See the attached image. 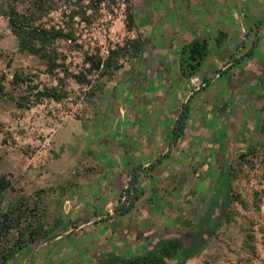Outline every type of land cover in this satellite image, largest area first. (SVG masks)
Masks as SVG:
<instances>
[{
  "label": "rangeland",
  "instance_id": "374dc122",
  "mask_svg": "<svg viewBox=\"0 0 264 264\" xmlns=\"http://www.w3.org/2000/svg\"><path fill=\"white\" fill-rule=\"evenodd\" d=\"M167 2L114 0L92 8L88 0H55L40 21L72 36L46 46L66 74L59 67L48 74L41 58L20 50L0 15V175L10 181L0 212L21 210V225L46 232L4 264H119L102 257L115 242L130 254L126 239L168 232L187 241L224 175L229 204L183 264H264V87L246 89L241 81L264 62V34L230 32L212 47L216 70L236 77L234 89L220 88L225 74L213 86L200 80L212 58L189 83L163 86L175 75L158 69L168 44ZM259 25L264 31V19ZM85 53L101 65L110 55L118 66L94 69ZM14 72L36 87L13 84ZM44 87L58 97H37ZM185 101L184 124L176 128ZM132 167L136 191L128 188ZM15 237L12 228L3 244Z\"/></svg>",
  "mask_w": 264,
  "mask_h": 264
},
{
  "label": "trees",
  "instance_id": "16d2710c",
  "mask_svg": "<svg viewBox=\"0 0 264 264\" xmlns=\"http://www.w3.org/2000/svg\"><path fill=\"white\" fill-rule=\"evenodd\" d=\"M74 1L80 2L81 0ZM88 1L91 2L92 8L100 3L108 5L114 2V0ZM0 2V15L6 17L11 30L17 35L18 48L41 58L45 65V71L48 74H55L54 70L56 67H59L61 71L66 74L64 63H57L55 55L46 50V46L54 39H70L72 36L68 31H65L59 26L44 25L40 21L42 15L55 8V0H0ZM81 15L88 21L83 11ZM68 17L71 18V15H68ZM125 21L127 25L130 26L131 15L128 11ZM224 36L225 33L220 31L218 36L214 39L215 44H220ZM134 44L135 49L139 50V42L136 40ZM52 52L55 53L54 50H52ZM111 53L115 54V51ZM207 54L208 42L204 39H193L181 45L177 51L180 74L184 77H188L195 73ZM84 61H89L90 66L94 69L101 66L103 70H105L108 67L115 68L118 66L112 64V57L110 55L107 56L102 65L99 59H93L87 53L84 55ZM74 77L77 82L84 81V78H80L78 75H74ZM29 81L30 79L25 75L22 76L16 72L12 74L11 82L13 84L26 83L27 86H33L35 88L36 85L29 84ZM36 96L48 98L58 97L57 93L46 87L42 90L37 89ZM185 109L186 104L181 105L180 115L175 121V127L177 126L180 128L184 124ZM136 171L137 167H132L131 170L128 171V174H130L128 188L134 189V191H136ZM219 183L221 186L220 190H216V201L213 200L209 203L205 214L198 219L197 229L199 231L192 234L190 233L191 235L187 241H184L182 234H166L147 241L142 249H136L137 245L132 243L134 246L130 247V242L127 240L126 245L130 248V254L122 252L120 255H115L114 252H108L104 255L102 254V257L115 259L119 264H183L189 256L197 254L200 251L205 240V237L201 236V233L210 234L212 232L229 204L230 194L227 189V175H224ZM9 185L10 181L8 178L4 175H0V194ZM132 198H136V192ZM133 200L134 199H130L122 210L127 211L132 205ZM216 207H218V209L215 213ZM13 211L14 210L0 212V264H4L18 249L22 248L28 242L35 240L37 236H44L46 234V232L42 233L39 228L35 229L31 227L26 229L27 226L24 227L21 225V217H24L22 216L21 210L17 211L15 214ZM12 228L16 230V237L13 239L10 246H6L3 244V241L5 240V235L10 232Z\"/></svg>",
  "mask_w": 264,
  "mask_h": 264
},
{
  "label": "crops",
  "instance_id": "0c3cea01",
  "mask_svg": "<svg viewBox=\"0 0 264 264\" xmlns=\"http://www.w3.org/2000/svg\"><path fill=\"white\" fill-rule=\"evenodd\" d=\"M262 2L264 4V0H186V3H184V0H168L166 8L164 9L167 18V20H165L164 26L167 28L166 37L168 44L166 45V49L162 51L161 60L163 61L159 62L162 66H160L158 69L166 73H175V75L172 76V79L170 80L164 77L162 81L163 86L164 84L167 86L172 81L175 83L179 81L180 78L189 83V80H191L192 76L203 68V65L206 64L205 62L207 60L212 58L211 61H208L210 64H207L208 67H210V71L205 76L203 75L205 73H202L200 80L205 82L207 85L213 86L217 82H220V79H218L219 74H225V78L223 79L225 84L220 86V88L223 90H230L233 87L234 89L237 85L236 77H232L231 71L229 69L216 70L215 61L213 62L214 54L212 53V47H219L223 43L224 38H222L221 43L217 45L215 44L214 39L218 36L220 31L225 33L227 40L229 39L228 37L230 36V32H238L237 36L241 37L247 32L255 30L256 36H262L264 31L258 29L257 27L255 28V26H260L259 24L261 23L262 19H264V5H262ZM169 14L173 15V19ZM257 31H259V33H257ZM249 34L250 33H248V35ZM250 36L251 35L248 37L249 40L251 38ZM193 39L206 40L208 42V54L203 59L195 73L188 77H184L180 74L177 60V51L181 45ZM237 40H239L238 37ZM262 40L263 38L260 39V41ZM249 63L250 62H248V64ZM260 64L261 65H259L257 69L255 68L251 74L245 75L243 78H241V81L245 79L244 85L246 89L257 86L258 84H263L264 87V62L261 61ZM169 65L172 68H170ZM212 69L215 71L211 72ZM142 89H144V87ZM155 89L159 90V88ZM152 93L153 96L151 97L156 100L158 95H156L155 91ZM158 100L159 99H157V101ZM183 104L187 105L188 103L185 101L181 105ZM230 106L231 105L227 103V108ZM166 234L169 233H162V235ZM127 240L131 243H129L130 247L134 245H137L138 247L141 245L142 248L148 241V239L144 240V238H137L126 239L125 242ZM132 243L135 244L132 245ZM119 244V242H115L114 245L116 246V249L108 252H114V254L117 255V250L120 251ZM107 250H110V248H107Z\"/></svg>",
  "mask_w": 264,
  "mask_h": 264
}]
</instances>
